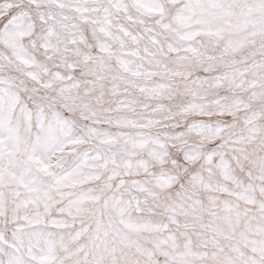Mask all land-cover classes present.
<instances>
[{
    "label": "snow or ice",
    "instance_id": "1",
    "mask_svg": "<svg viewBox=\"0 0 264 264\" xmlns=\"http://www.w3.org/2000/svg\"><path fill=\"white\" fill-rule=\"evenodd\" d=\"M0 264H264V0H0Z\"/></svg>",
    "mask_w": 264,
    "mask_h": 264
}]
</instances>
